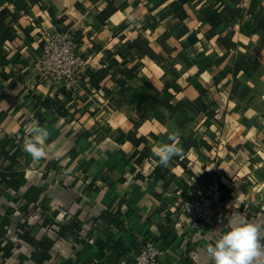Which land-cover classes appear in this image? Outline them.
I'll list each match as a JSON object with an SVG mask.
<instances>
[{
    "label": "crops",
    "instance_id": "crops-1",
    "mask_svg": "<svg viewBox=\"0 0 264 264\" xmlns=\"http://www.w3.org/2000/svg\"><path fill=\"white\" fill-rule=\"evenodd\" d=\"M51 29L89 64L75 84L36 74ZM202 189L227 211L197 231L177 201ZM239 222L264 244V0H0V264H132L148 238L160 264H213Z\"/></svg>",
    "mask_w": 264,
    "mask_h": 264
},
{
    "label": "built area",
    "instance_id": "built-area-1",
    "mask_svg": "<svg viewBox=\"0 0 264 264\" xmlns=\"http://www.w3.org/2000/svg\"><path fill=\"white\" fill-rule=\"evenodd\" d=\"M39 41L41 53L34 67L41 80L75 84L89 71V64L78 53L74 33L51 29L42 32ZM177 203L181 214L188 218L190 228L197 231L212 225L227 211L225 198L213 189L199 190L191 198L178 200ZM162 255L159 243L148 238L132 257L131 263L160 264Z\"/></svg>",
    "mask_w": 264,
    "mask_h": 264
},
{
    "label": "clouds",
    "instance_id": "clouds-1",
    "mask_svg": "<svg viewBox=\"0 0 264 264\" xmlns=\"http://www.w3.org/2000/svg\"><path fill=\"white\" fill-rule=\"evenodd\" d=\"M131 19V18H130ZM26 136L23 141V151L33 160L39 161L48 156L45 141L48 131L40 126L39 121L33 120L24 129ZM172 143H164L153 149L160 165L167 167L174 156L181 154L179 132L169 134ZM260 227L252 222H239L231 226L215 241L207 245V254L213 264H256L258 258L264 256V244L261 243Z\"/></svg>",
    "mask_w": 264,
    "mask_h": 264
}]
</instances>
